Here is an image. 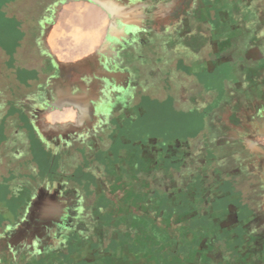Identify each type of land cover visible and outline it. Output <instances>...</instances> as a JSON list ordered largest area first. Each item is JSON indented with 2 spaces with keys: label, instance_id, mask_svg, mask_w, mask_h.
<instances>
[{
  "label": "crops",
  "instance_id": "obj_1",
  "mask_svg": "<svg viewBox=\"0 0 264 264\" xmlns=\"http://www.w3.org/2000/svg\"><path fill=\"white\" fill-rule=\"evenodd\" d=\"M238 3L237 0H64L53 18L50 8L47 9L42 13L44 17L35 21L40 32L34 41L36 47L31 52L38 59L35 61L34 78L31 79V71L26 70L30 74L26 84H51L48 97L54 101H66L61 104L53 102L49 105L51 110L44 108L36 118L34 110H31L35 104L31 101L40 102L43 99L29 98L28 105L32 111L29 110V122L32 121L39 134L47 133L49 139L45 143L48 148L65 151L64 156L58 152L61 164H68L70 168L77 162L90 164L95 159L93 154L101 152L107 145L101 140L106 139L103 137L110 132L102 128L99 118L113 116L112 102L125 99L127 87L133 86L136 92L140 90V85L148 82L145 78L153 81L154 77L156 83L164 77L166 81L170 79L169 71L163 68L167 64L161 68H146L142 51L146 50L149 55L157 44L167 52L187 49L191 51L189 56L200 59L186 64L179 76L173 74L174 84L170 85L177 88L176 92L185 90V93L175 97L184 102L180 110L193 113L206 110L204 123L194 130L191 147L199 152L202 148L211 150L225 170L232 169L237 174L229 190L252 201V209L260 222L257 220L250 230L258 228L263 231L264 10L249 5L253 18L243 20L241 14L248 11V6ZM53 10L51 8L50 11ZM237 32L242 33L239 38H234ZM213 41L214 47L225 51L228 58L210 75L207 72L201 74V80L195 74L204 71L206 52ZM23 50L25 52L27 48ZM251 51L253 54L249 53ZM243 58L247 62L244 67L240 65ZM46 60L52 64L50 74H47ZM128 60L130 64H136L135 70L123 67L124 61ZM209 79L218 84H206ZM223 81L226 84H222ZM210 85L213 87L210 88ZM96 86H104L99 102L94 94ZM81 93L86 97L91 94L89 98L92 99L82 101V111L78 110L76 116L81 118L82 114L88 117L96 107L98 117H94L90 128L78 130L75 128L77 124H73L78 120L71 118L68 98L79 97ZM202 94L204 97L201 98ZM185 96L189 97L188 107L185 104L188 97ZM215 97L218 103L208 109V101ZM121 103L118 102V105ZM63 129L67 131H63L65 134L56 140L53 134ZM86 135L100 137H97L95 145V140L92 142L90 150L88 147L83 150L85 141H88ZM13 136L14 132L9 140ZM21 140L24 147L30 149V137L26 138L24 132ZM72 151H80L82 156L72 155ZM191 156L195 158L194 154ZM118 161L119 166L121 161ZM173 168L169 176L152 171L149 175L134 177V188H128V191L134 194L135 209L118 214L125 215L119 220H115L111 212L107 215L105 206L102 211L98 205L95 206L89 173L82 178L88 185L87 193L60 178L55 179V182L60 181L55 184L53 192L28 190V195L31 194L29 204L25 212H19L13 223L5 222L4 232H0V246L22 244L26 253L30 249L28 255L33 259L31 262L25 254L22 261H17L21 257L19 253L15 250L10 252L17 264L52 263L54 258V264H85L84 258H80V246L86 244L93 248V253L96 250L92 256L96 257V261L92 262L97 264H264V251L258 254V250L253 248L255 240H218L216 229L226 227V217L221 215L224 210L212 206L202 208L199 202L189 208L185 200L186 190L188 180L194 179L195 174L186 173L185 167L180 170ZM144 183L150 184V189H143ZM86 197L92 199L89 206ZM117 207L120 211L125 209L121 204ZM32 211L34 216L30 228L37 232V240L11 237L3 240L5 231L19 225ZM6 212L12 210L7 209ZM87 214L90 222L86 227ZM131 228L135 230L133 240H116L131 235L127 234ZM124 241H133L138 253L130 247L115 253L114 246ZM261 241L264 243V240ZM88 261L86 264H93Z\"/></svg>",
  "mask_w": 264,
  "mask_h": 264
},
{
  "label": "rangeland",
  "instance_id": "obj_2",
  "mask_svg": "<svg viewBox=\"0 0 264 264\" xmlns=\"http://www.w3.org/2000/svg\"><path fill=\"white\" fill-rule=\"evenodd\" d=\"M63 1L64 0H0V232H4L3 228L5 222L13 223L18 217L19 212H25L31 195L30 193L28 195V190H36L39 192L42 189H46L53 192L52 189H54L55 184L60 180H65L71 182V185H75L81 189L82 193L83 191L87 193L88 185L82 181V178L84 174L86 175L88 173L90 174L88 176L90 179L89 181L92 183V192L94 191L95 193V197L92 196V199L95 198V206L98 205L100 211L104 210L105 206L108 212L107 215L111 212L112 216L116 218L115 220H119L125 215L120 216L118 214H124V212L129 211L133 212L135 209L133 206L134 194L128 191L130 190L128 188H134V179L123 177V180L115 178V181L111 180V182L104 180L98 181L99 179L96 180L95 177H93L98 173L96 167L105 163L108 157L106 166L109 167V173L114 175L120 157L124 158V160L121 159V162L125 167H133L135 162L132 155L140 151L148 152L147 154L150 155L149 148L151 147L156 150L163 149L166 153L165 158L167 161L171 158L172 149L175 146L179 145L182 140L188 141L189 138L195 135L189 129V123L193 121L192 113H190L189 110H180L179 107H184V102L182 103L181 100L178 101L175 98L185 93V90L172 92L174 89L173 85L169 84V89H167V85H165L166 77L158 81V83L154 81V77V82L148 77L145 78L148 82L146 84H141L140 90L136 92L133 86L129 89L127 87L126 98H123V100L121 98V101L116 100L112 102L110 105L111 110L114 111L112 117L106 118V115L99 118V124L103 125L102 128L110 132L111 142L107 149L100 150L101 152L96 151L93 154L95 155V159H93L90 164L77 162L76 164L74 163L71 168L68 164H61V161L57 157L61 155L64 156L63 152L65 151H58L54 147L51 149L47 147V143H45V141L49 139L47 133L42 135L40 132L41 134H39L36 129L37 127H34L32 121L29 122L30 107L28 103L29 98H32V100L37 97L43 99L40 102L31 101L32 104H35L32 106L31 110H34L36 118H38L43 113V109L49 108V105L53 102L61 104L66 100L61 101V99H56V101H54L48 97V92L52 87L51 84H26L30 75L26 70L31 71V79L35 77L33 73L36 69L35 61L38 58L33 56L32 52L36 47L34 43L35 38L38 36L37 33L40 32V28H38L39 26L35 21L43 18L44 15H42V13L49 8L50 10L51 8L52 10L54 9L53 12L49 10L53 18L57 9L62 6ZM29 46H31L30 50ZM25 47L27 50L23 52ZM142 53L145 55L142 60L146 58V68H156V66L161 68L162 61H160V59L164 58V54L161 56V54L156 53L154 56H147L146 50H143ZM172 58L173 57H167L165 55V60H163V62L166 60L171 61ZM46 61L48 62L46 66L47 74H50L52 64L50 60ZM129 61L130 60H128V62L124 61L123 63V67H126V70L127 68L137 67L135 66L136 64H130ZM163 68L168 71V66ZM30 83H32V81H30ZM103 88L104 86H96L94 91L98 102L100 100L98 97L104 94ZM185 88L188 90L186 86ZM88 89H90V87ZM83 93H81L79 97L68 98L70 102L69 110L71 111L69 112L72 115V120H75L74 118L78 120V123L73 121V124L74 122L77 124L75 128H78V130H80V128H90L89 125L94 120V117H98V110L96 107L88 117H83L82 114L80 115L81 118L76 116L78 110L82 111V101L92 99V97L89 98V96H92L91 94L87 95L88 99H86L87 97L84 96ZM187 97L185 96L184 98ZM200 97L202 98L204 95L202 94ZM187 100L185 101L186 107H188L189 97ZM202 101L203 99L201 102ZM118 102L122 103L118 105ZM118 109H121L120 114ZM100 114L104 115L102 112ZM67 117L69 119V116ZM48 121L49 123H53L52 120ZM94 127L93 125L92 128ZM63 131L67 130L63 129L62 131L60 130L54 133V138L59 140L58 138H60L62 134H65ZM13 132L15 136L9 140ZM22 132L25 133L26 138L30 137V144L28 145L30 149L24 147L23 140H21ZM44 135H47V137L45 138ZM8 140L12 142L6 143ZM90 149L91 148H89V150ZM120 150L122 153H120ZM56 151L57 153H55ZM194 151L197 152L196 150ZM13 152L14 154H12ZM58 152H62V154L59 155L60 153ZM71 153L77 157L82 156L80 151H72ZM106 155L107 157L105 158ZM145 158H149V156H145ZM104 159L105 161L103 162ZM94 162L95 166L93 165ZM59 178L60 180H56L58 182H55V179ZM144 184L145 187H143V189H150V184ZM44 186H47V188ZM58 192L60 193L59 189ZM125 195L126 197H121ZM92 199L90 200V197L85 198L87 206H89ZM77 200H79V197H77ZM120 204L125 207V211H120V208L117 207L118 205L120 206ZM7 209L12 210V212H6ZM33 214L32 211L29 216L26 217L25 215L19 225L6 230L3 234V240H6L7 237L25 241L37 240L38 235L35 234L37 232L34 233V229L30 228L32 227ZM88 216L89 214L86 215L85 219L86 227L90 222V216ZM98 219L99 218H97V221ZM132 226L134 225L132 224ZM119 230L120 229L117 231ZM132 230L133 228L127 233L131 235H125L124 239L121 238L116 240H133V237H135V230ZM113 231H115V229ZM129 247L137 250L133 241H124L121 242V245L118 243L114 246L116 249L114 252H120L121 249ZM25 248L22 244H15L9 247L0 246V264H17L13 262L15 259L12 257L14 259L12 260L11 258L10 252H12V250H15L16 253H19L18 256H21L17 261L23 260L21 259L23 254L28 256L27 259L30 258V254L28 255L30 249H27L28 252L26 253ZM80 248H82V250H80V255H82L80 258H84V262L88 263L90 262L88 260H91V263L97 264L96 262H92L94 260L96 261V257H92L96 250L93 253L91 251L93 248L87 244L80 246ZM32 251L34 252V250ZM35 252L39 254L40 251ZM42 253L45 254L44 252ZM135 253H138V250ZM39 259L42 261V258ZM54 259H52V263L50 261L42 264H54ZM32 260L31 258L29 259L30 262ZM32 264H37V262Z\"/></svg>",
  "mask_w": 264,
  "mask_h": 264
},
{
  "label": "flooded vegetation",
  "instance_id": "obj_3",
  "mask_svg": "<svg viewBox=\"0 0 264 264\" xmlns=\"http://www.w3.org/2000/svg\"><path fill=\"white\" fill-rule=\"evenodd\" d=\"M237 2H239L240 4L244 3L241 4V6H245V5L248 6L247 7L248 11L241 14V16L244 18L243 20H245L246 17H248V19L253 18L252 13L250 12L249 9V5H253V6L256 5L257 7H260L262 10H264V0H237ZM241 33L242 32H237V34L234 35L233 37L239 38ZM214 42L215 41H213L210 44V47L206 52L207 56L204 62L205 65L203 66L205 72L203 70H200L199 73L195 74L196 77L200 78L201 80H202V76L205 75L203 73L207 72V74L210 75V73L214 71L216 67L220 66V64H223L225 60L228 58L225 55V51L222 50L221 52L220 50H217L214 47L215 45ZM194 51L197 50L195 49ZM156 53L161 54V56L162 54H164V58L163 59L161 58L160 61H162L161 62L162 65L167 64L168 66L170 79L169 81L167 80L165 82V85H167V89H169V84H174L172 83L173 74L179 76L181 70H183L184 67H186L185 66L186 64L188 65V63L190 62H194L197 61V59H200L196 56H191V55L189 56V54H191V51L187 49L179 48L174 52L173 50L167 52L166 50L162 49L159 44L155 46V49L152 50V52H150L149 55L147 54L146 55L154 56ZM249 53L253 54L252 51ZM165 55L167 57H173L172 60L171 61L166 60L165 62H163V60H165ZM144 61H146V58L144 59ZM241 63L242 64L240 65H243V67L246 66L247 65L246 58H243ZM240 65L237 64L236 66L239 67ZM200 67H202V65H200ZM128 69H132V71L133 69L135 70V68L133 67ZM215 82L218 84L217 81L214 80L211 81L209 79L207 80L206 84H216ZM222 84H226V82L223 81ZM212 87L213 86L210 85V88ZM176 90L177 88L175 87L172 90V92H176ZM208 103L210 104V107H208V109H210L211 106H214V104L218 103L217 97H215V99L211 100ZM179 109H183L182 106L179 107ZM189 112L193 114V121L189 123V129L191 130V132L194 133V130L198 129L204 123L206 110L204 109V111H201L199 113H195V112L193 113L192 111ZM97 137L99 136L95 135L94 137L93 135H89L87 137L88 141H85L86 144L83 145V150L86 149V147H88V149L89 148L92 149L93 147L92 142L95 140L94 143L95 145L97 142L96 141ZM103 138H106L101 140L103 141V143L107 144L105 145V147H103V150H106L109 143L111 142V136L107 134ZM193 141L194 140L191 138H189L188 141L182 140L179 145L175 146L172 149L171 158L168 159L167 161L165 158L166 153L165 151H163V149L156 150L155 148L151 147L149 148L150 155L147 154L148 152L146 153L144 151H140L139 153L136 152L132 155V158H134V162H135L133 164L134 166L125 167V165L121 162L119 166L116 167L117 171L115 169L114 175H111L109 173L108 171L109 167L106 166V163H102L101 165L97 166L96 169L98 173L96 174V176L93 177H95L96 180L98 179L111 180L113 176V178H119V180H123L122 179L123 177L132 179L134 177H137L138 175L139 176L149 175L152 171H157V172L159 171L169 176L174 169L173 167H175L176 170H180L182 169V167H185L186 173H188L189 175L191 174V172L195 174L194 179L188 180L189 184L187 185L188 189L186 190L187 197L185 198V200L187 201V206L189 208H192L195 207V205H198L199 202L202 208L205 207L208 208L211 206L212 208L221 207L222 208L221 211L224 210V212L221 213V215L223 217H226L225 218L226 227L222 229H216L217 233L219 234L218 240H255L254 241L255 245H253V248L255 250H258V254L261 253L263 254L264 243L261 240H264V230L262 231V229H258V228L255 230H250L251 227L258 220V215L254 213L252 209L253 207L251 206L252 201L249 200V198L247 196H244L243 194H237L229 190V187L233 185L234 183L233 179L237 174L233 172L232 169L225 170L223 166L220 163H218L216 156L211 150L202 148L200 152L198 151L195 152L191 147ZM120 153H122L121 150ZM192 154H194L195 156L194 159L191 156ZM145 156H149V158H145ZM189 156H191V159H189ZM106 157L107 155L105 156V158ZM121 159L124 160L123 157L122 158L120 157L119 160L121 161ZM106 160H108V157ZM104 161L105 159L103 160V162ZM191 161H193V163H191ZM108 175L109 176L111 175V178H108Z\"/></svg>",
  "mask_w": 264,
  "mask_h": 264
}]
</instances>
